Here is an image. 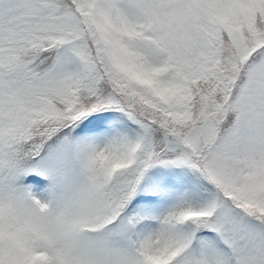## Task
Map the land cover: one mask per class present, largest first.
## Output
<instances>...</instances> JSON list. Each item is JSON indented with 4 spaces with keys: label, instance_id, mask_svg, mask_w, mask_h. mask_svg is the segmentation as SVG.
Here are the masks:
<instances>
[{
    "label": "snow or ice",
    "instance_id": "obj_1",
    "mask_svg": "<svg viewBox=\"0 0 264 264\" xmlns=\"http://www.w3.org/2000/svg\"><path fill=\"white\" fill-rule=\"evenodd\" d=\"M0 264H264V0H0Z\"/></svg>",
    "mask_w": 264,
    "mask_h": 264
}]
</instances>
